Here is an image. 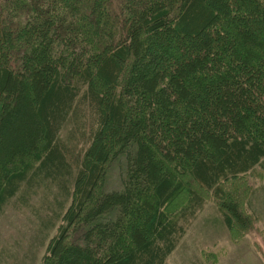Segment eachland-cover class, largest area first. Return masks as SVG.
I'll return each mask as SVG.
<instances>
[{"label": "trees", "instance_id": "1", "mask_svg": "<svg viewBox=\"0 0 264 264\" xmlns=\"http://www.w3.org/2000/svg\"><path fill=\"white\" fill-rule=\"evenodd\" d=\"M257 168L264 0H0V216L35 247L0 264H166L202 192L240 237Z\"/></svg>", "mask_w": 264, "mask_h": 264}, {"label": "rangeland", "instance_id": "2", "mask_svg": "<svg viewBox=\"0 0 264 264\" xmlns=\"http://www.w3.org/2000/svg\"><path fill=\"white\" fill-rule=\"evenodd\" d=\"M261 175L262 172L257 168L247 180L253 187L263 186L264 178H260ZM117 181V170H113L109 185H117ZM201 195L206 199V204L190 222L166 264H264V195L250 203V209L257 212L259 220L255 222L253 230L240 237L219 224L217 209L210 195L206 192ZM177 201L172 202L168 209L177 208ZM31 216L28 210H19L10 205L0 216V247L7 246L12 251L11 243L19 242V259L20 256L23 258L26 250L35 248L29 244V233L32 232L30 225L33 221ZM13 260L8 259L6 263L11 264Z\"/></svg>", "mask_w": 264, "mask_h": 264}]
</instances>
